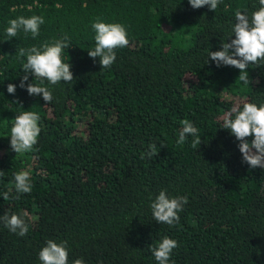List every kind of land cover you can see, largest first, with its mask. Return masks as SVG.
<instances>
[{"label":"trees","instance_id":"1","mask_svg":"<svg viewBox=\"0 0 264 264\" xmlns=\"http://www.w3.org/2000/svg\"><path fill=\"white\" fill-rule=\"evenodd\" d=\"M259 7L258 0H221L215 11L189 0H0V216L29 214L24 237L0 220V264H42L50 239L67 242L68 264H158L151 247L165 236L178 242L169 264H264V169L242 163L239 141L222 128L233 106L264 105V61L249 64L247 85L239 69L207 63L235 38V12L251 19ZM34 15L44 19L37 37L6 34L12 19ZM95 22L121 24L129 41L103 70L88 55ZM64 36L71 83L23 71L19 49L43 51ZM24 75L48 87L52 102L20 88ZM24 111L40 116L41 132L31 152L16 154L11 128ZM184 119L198 129L197 142L177 143ZM152 144L158 154L149 158ZM20 171L30 173V193L15 192ZM162 190L188 197L174 226L153 219L150 205Z\"/></svg>","mask_w":264,"mask_h":264},{"label":"clouds","instance_id":"2","mask_svg":"<svg viewBox=\"0 0 264 264\" xmlns=\"http://www.w3.org/2000/svg\"><path fill=\"white\" fill-rule=\"evenodd\" d=\"M221 0H189L193 9H199L209 6L211 11H215ZM259 10L252 13L251 19L248 15L236 11L235 25L232 29L234 39L231 42H222L219 51H210L208 60L214 61L217 67L232 66L240 70L238 80L245 85L249 82L247 68L249 64L260 65L264 61V0H258ZM44 23L43 17L32 16L25 18L20 16L12 19L10 26L6 29L9 37H16L19 30L25 33H31L35 38L39 35L40 25ZM96 35V46L88 51V55L95 60L99 57V63L102 70L110 68L116 60L115 49L126 47L129 43L125 28L119 23L95 22L92 25ZM69 47L68 37L64 36L55 41L52 45H43V51L37 47L29 49H19L21 57L26 56V63L23 64V71L31 74L35 79L47 80L51 85L63 81L71 83L74 80L70 63H64L62 60V51ZM29 75H24L20 82V88H26L30 96H41L46 104L53 100L52 92L48 87L27 83ZM17 86L8 84L9 94H15ZM40 116L36 112L24 111L14 119V125L11 128L10 147L16 154L31 152L33 146L37 144L41 132L38 121ZM182 128L179 131L177 143L184 144L189 136L197 138L198 129L188 119L181 121ZM222 128L230 130L231 134L239 141L238 148L242 154V163L249 165L251 169H264V105L257 106L254 103H244L243 108L233 106L223 117ZM253 139L249 142L248 138ZM163 146V145H162ZM157 146H149L147 156L151 158L157 155ZM3 172L0 171V176ZM30 173L20 171L14 175V189L17 194L30 193L32 191ZM12 189L3 193V199L8 200ZM18 199L19 195L13 197ZM188 203L187 196H178L170 198L166 190L160 191L155 200L151 203L153 219L159 224L174 226L179 223V213L184 210ZM25 211L21 215L7 214L0 216L5 227L12 233L24 237L29 226L22 217H28ZM67 242L58 244L54 240H48L39 252V260L42 264H68ZM178 247V242L167 236L153 245L151 251L158 264H169L170 256ZM73 264H84L83 259H76Z\"/></svg>","mask_w":264,"mask_h":264}]
</instances>
